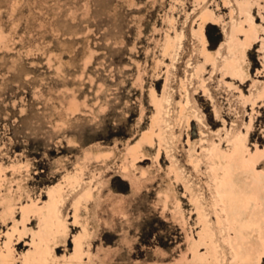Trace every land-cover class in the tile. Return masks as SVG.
Segmentation results:
<instances>
[{"label": "rangeland", "instance_id": "rangeland-1", "mask_svg": "<svg viewBox=\"0 0 264 264\" xmlns=\"http://www.w3.org/2000/svg\"><path fill=\"white\" fill-rule=\"evenodd\" d=\"M239 2L0 0V254L11 255L10 264H45L36 253V207L60 186L68 236L55 246L59 264H188L196 250L206 252L196 200L230 256L202 146L228 150V140L245 135L253 121L248 151L264 149V99L257 98L264 86V0H251V19L263 31L244 54L249 77L241 83L220 69L234 54L233 27H250ZM206 9L215 19L205 25L208 46H223L215 64L205 63L193 32ZM164 96L177 135L171 149L158 137L150 145L143 134L152 125L158 134L154 100ZM188 98L190 127L180 117ZM189 137L193 155L205 162L199 171ZM136 145L139 154H131ZM69 176L76 180L66 186Z\"/></svg>", "mask_w": 264, "mask_h": 264}, {"label": "bare ground", "instance_id": "bare-ground-1", "mask_svg": "<svg viewBox=\"0 0 264 264\" xmlns=\"http://www.w3.org/2000/svg\"><path fill=\"white\" fill-rule=\"evenodd\" d=\"M239 9L241 14L246 17V21H249L250 27L248 29L244 28L245 21H241L238 26L233 27L232 40L236 44L235 46L230 45V49L234 51V54L231 57L225 58L220 69L224 70L225 75L239 78L242 83V81L249 77V63L244 58V54L250 51L254 43L259 39L257 33L263 31V27L257 25L251 19V0L239 2ZM210 21H215L210 10H203L199 15L198 27L194 28L193 32L202 41L201 54L205 58V63L212 62L215 64L219 54H221L223 46L217 50L209 48L205 35V25ZM238 33H245V41L237 38ZM182 36H179L180 42ZM262 40V49H264V39L262 38ZM170 49L171 45L168 43L166 45V51ZM237 51H240L241 55H238ZM204 69L205 64L197 65L195 75L201 77ZM201 81L203 83L204 79ZM253 81L256 82V80ZM228 85L235 86L234 83L230 82H228ZM204 91H206V87H204ZM257 96L258 99H264V86H262ZM168 102L169 99L166 96L163 99L158 100L156 98L154 100L156 109H158V116H156L158 118L156 119H158L157 122L160 128L158 134L154 131V125L150 126L152 128L143 133L144 140L150 145L154 143L155 137H158L160 141L159 145L165 142L164 144H167L168 148H170L174 139L177 137L176 132L172 128L173 126L166 119L169 114L166 106ZM188 103L189 98L186 104L181 105L180 117L182 120L184 118L187 126L190 127L192 115L188 113ZM195 117L199 116L195 114ZM156 119L154 117V120ZM252 122H250L248 132L245 135L242 136V133H240V135L228 140L231 143L228 150L221 149L216 143L210 146H202L205 156L209 157L207 160L209 166L207 168L209 170L210 181L208 183L212 192L214 206L217 210L216 222L222 233H227L223 237V242L227 244L230 256L222 250L223 247L219 240L216 239L215 233L206 228L209 223L208 214H206L199 200H196L195 204L198 214L205 222V228L203 233L201 232L200 237L206 252L201 253L196 250L193 260L188 262V264H263L264 262V149H262L263 147L255 146L252 152L248 151L247 141L249 131L253 124ZM188 144L190 145L191 164L195 170L199 171L203 163H205L204 159L201 157L195 158L193 155L192 151L195 150V143L191 141L190 137ZM138 146L132 149L129 148V152L138 155V148H140ZM158 153L160 155V150ZM247 156L249 157L248 159ZM259 164H262L261 170L258 168ZM174 171L176 178L179 179L180 173L176 170ZM74 180H76L74 176H69L66 186H71ZM63 192L64 188L62 186L53 188L50 199L45 206L42 208L36 207L41 214L40 231L34 236L38 238L36 253L45 261V264H59L55 246L57 247L58 243H65L66 237L68 236V228L60 218V211L64 201ZM169 198V194L166 195V204ZM79 202L78 200L75 206L76 216L79 209ZM23 211L26 215L30 212V209L29 207H23ZM175 214L184 226L186 219L178 201L175 203ZM25 229L26 227L24 228L26 232ZM61 231H63V236L58 238L57 236ZM43 243L48 248L50 247V250L42 246ZM81 254V252H77L76 256L80 257ZM12 259L13 257L11 255L6 256L0 254V264H10ZM183 259L185 260L186 258L184 257ZM27 260L26 263L31 264Z\"/></svg>", "mask_w": 264, "mask_h": 264}]
</instances>
